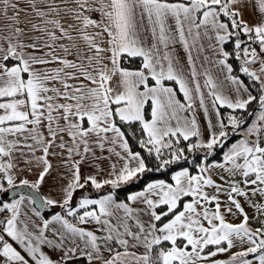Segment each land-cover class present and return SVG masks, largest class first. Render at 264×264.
Wrapping results in <instances>:
<instances>
[{
    "label": "snow or ice",
    "instance_id": "1",
    "mask_svg": "<svg viewBox=\"0 0 264 264\" xmlns=\"http://www.w3.org/2000/svg\"><path fill=\"white\" fill-rule=\"evenodd\" d=\"M248 2L25 0L30 9L26 11L15 0H0V16L8 21L0 26V193L21 187L31 190L27 195L19 194V198L10 202L0 199V213H9L0 219V264H68L78 258L77 252L87 258L88 264H92L93 260H99L101 264H201L208 257L230 250L234 246V239L251 246L236 252L228 260H213L211 264H253V260L247 258L250 254L258 264H264V228L252 231L247 227L248 216L233 196L247 197V191L240 187L241 181H231L230 189H223L211 177L203 175L208 171L206 166H201L200 175H191L185 168L175 174L174 184L157 181L149 183L143 191L129 195L128 201H139L146 206L149 215L147 224L139 218L140 209L131 207L127 202H117L112 193L100 199L82 198L78 207L71 206L75 191L88 183L96 189L104 185L115 188L146 171L144 158L130 149L117 118L122 122L142 123L146 138L140 143L150 154L154 152L160 157L162 149L170 150L172 159H163L162 165L182 158L184 149L178 147L181 137L187 141L192 136H200L195 118L190 124L185 121L181 125L178 112L186 105L176 98V90L165 83L173 81L179 84V91L183 93L188 108L193 104V91L199 94L203 105L204 94L199 80L195 79L199 73L192 63L186 33L192 35L193 43L201 36L202 28L204 35H208L209 30L213 31L214 36H209V39L214 38L219 45L235 37V55L238 59L243 57L239 71L254 82H259L264 93V80L249 67L259 64L260 72L264 73V19L249 23L243 18V8ZM256 5L259 12L264 14V0H256ZM22 12L24 19H21ZM97 12L100 19L93 16ZM221 17L226 20H221ZM145 20L154 40L151 46H145L140 36ZM169 20L174 22L179 41L189 50L190 74L194 78L191 87L167 51L169 44L174 42L171 34L173 25L169 24ZM241 33L247 35L249 41L258 43L260 52L250 44L242 48L245 42L240 40ZM160 45L165 49L162 56ZM218 55L223 58L217 63L226 67L229 73L227 79L234 85L235 99L219 92L218 85L206 71L204 83L210 89L217 114L220 106L245 110L257 99L262 109L258 122L248 128L247 136L225 153L224 160L231 165L227 171L233 176L239 172L245 185L257 186L252 188L253 195L257 192L264 195V187H259L264 185V94L257 98L249 92L244 98L241 92H248V87L238 76L231 75L233 68L227 63L231 53L220 48ZM135 58H140L139 67L124 65V60ZM53 64L56 66L49 67ZM149 104L150 120L145 119L144 115L145 106ZM60 119L64 120L63 125L59 123ZM173 119H176L175 127L171 123ZM44 120H47L50 139L40 131ZM241 123V117L230 114L227 123L218 120V133L213 132L207 142L201 140L190 144L189 148L211 151L227 138L226 128H239ZM64 135L69 138L67 141L63 139ZM10 136L22 137L24 142L9 139ZM248 136L255 138L249 140ZM57 137H60L58 147L66 149L68 154L63 164L70 166L71 171L62 202L39 194L45 177L52 169L48 160L49 149ZM29 139L33 143H26ZM106 145L111 147L106 149ZM117 146L123 150V155L115 151ZM23 148L33 154L37 165H42V171L35 181L25 178L17 184L13 171L17 165L13 154L16 151L22 153ZM94 149L115 154L123 164L119 170L116 164L111 165L110 179L100 181L90 175L81 183L80 164L89 153L95 156ZM36 151H41L43 155L36 157ZM77 156L79 159H74ZM26 163L31 164L32 161ZM210 185L215 186L217 193H228L229 203L244 214L242 223L225 221L220 211L219 196H209L205 191ZM185 198H188L187 201L182 203ZM26 201L30 205L39 203L41 208L59 205L66 215L57 213L45 219L41 211L33 207L34 215L41 222L33 224L34 230L29 231L28 222L20 226L21 217L27 216L23 211ZM213 201L215 209L210 211L206 205ZM162 206L166 210L158 212L157 209ZM253 206L260 211V205ZM226 210L232 212L231 207ZM120 211L123 216L118 215ZM169 214L171 219L157 227V222ZM66 217L77 218L79 224L95 222L100 225L99 231L104 235L79 227ZM113 217L117 221L115 224ZM129 219L135 221L136 231L129 226ZM54 222H59L62 229L58 239H49L46 232ZM52 231L57 232L55 228ZM5 236L22 246V251ZM73 237L83 241V248L75 243ZM130 239L134 241L132 247L142 246L145 251L139 255L130 252ZM66 240L71 241V246H66ZM111 242L117 243L124 251L111 248ZM165 242L170 246L163 247ZM225 244L226 247L222 246ZM41 245L59 248L64 255L54 260L42 250ZM102 245L112 253L111 258L103 257ZM209 246H215V250L205 255V249Z\"/></svg>",
    "mask_w": 264,
    "mask_h": 264
},
{
    "label": "crops",
    "instance_id": "2",
    "mask_svg": "<svg viewBox=\"0 0 264 264\" xmlns=\"http://www.w3.org/2000/svg\"><path fill=\"white\" fill-rule=\"evenodd\" d=\"M15 2L18 3L20 8H23L26 11H30L29 6L25 3V0H15ZM9 14L10 15L12 14L11 9L9 10ZM24 15L25 14L22 12L21 13V19H24ZM93 16L96 19H100V14L98 12L94 13ZM29 18L34 19V17H29ZM243 18L246 21H248L249 23H256L259 20L264 19V14H261L257 8L256 0H249V2L245 5V7L243 8ZM7 23H8V21L5 20L2 16H0V26H3ZM169 24L173 25V32L171 34L174 37V42L169 44L167 51L171 54L175 66L182 71L184 77L189 82V86L191 87V86H193L194 78L190 74L191 63L189 62V59H188L189 50L184 47V45L181 41H179L178 35L175 32L174 22L172 20H169ZM200 32H201V36L196 40L195 43L192 42L193 41L192 35H188L186 33V36L189 40V45H190V49H191V56H192V63L195 64L196 71L199 73L198 77H196L195 79H198L200 84H201V91L204 94L203 105L200 102L199 94L196 93L195 91H193V97H194L193 104H192L191 108H188L187 107V101H186L183 93L179 91V84L176 83V86H177V88H176V87H174V85L172 83H169L167 81L165 83L167 86H171L176 90V98L179 99L181 101V103H184L186 105L185 109L178 112V117L180 118L181 125H183L185 123V121H187L190 124L191 120L193 118H195L199 132L209 134L208 138H210V136L213 132L218 133L220 131L218 120H221L222 117H221V113H220V108H219L218 114H217L216 110L214 109V106L212 104V96L210 95V89L204 83V81L206 79L204 73L207 71L212 76V78L214 79V81L218 85L217 90L219 92H221L223 95H226V96H229V97H232L233 99H235V91H234V85H232L231 82L227 79V76L229 75V73L227 72L226 67H222L217 63V61L219 59L223 58L221 55H218V49L222 48L224 50V46L219 45L218 42L214 38L209 39V36H214L213 31L209 30L208 35H204V29L202 28L200 30ZM140 36H141V39H142L145 46H151V44L154 43V40L151 36V32L149 30V26H148L146 20L141 25ZM164 52H165V49L163 48L162 45H160V55L162 56L164 54ZM262 58H264V57H262ZM227 63H228V61H227ZM55 66L56 65L53 64V65H50L49 67H55ZM252 66L259 68V64H253ZM38 67H42V66H38ZM231 75H233V73H231ZM26 78H27V76H25V79ZM178 92H180V94ZM249 92H250L249 89H248V92H244L242 90L241 95L244 98H247V95ZM60 102H63V101H60ZM205 106L207 107V111H205ZM220 107H222V106H220ZM150 108H151V106H150ZM145 109H146V106H145ZM261 111H262V109L260 110L257 117L254 119L253 124H256L258 122V117L261 114ZM0 114H2V111H0ZM53 115H57V113H53ZM144 115H145V111H144ZM150 119H151V116L148 118V120H150ZM59 123L61 125H63L64 120L60 119ZM171 123H172V126L175 127L176 126V119H173L171 121ZM46 125H47V120H44L42 122V124L40 125V131L43 133L45 138L50 139ZM28 127H31V125H29ZM53 127H55V124H53ZM25 135H27V133H25ZM254 138H255L254 136H248L249 140H252ZM9 139H20L22 142H24L22 137L10 136ZM63 139L67 141L69 138L66 135H64ZM242 139H243V137L238 139L237 141L233 142L232 144H230L226 148L222 161H214V162L203 164L202 166H206L208 169V171L206 173H204L203 175H205L206 177H211V179L215 182V184L220 185L223 189H230V187H231L230 182L231 181H241L240 187L243 188L245 191H247V193H248L247 197H245L243 195H235V194H233V196L236 200L239 201L240 205L244 209V213H246L248 216L247 227H249V229H251L252 231H255L257 229L264 228V195H261L259 192H257L255 195H253L252 188L257 187V186L245 185L242 182V177L239 174V172H237L235 176L231 175L227 171V167H230L231 165L227 164L224 160L225 153L229 152V150L231 149L233 144L238 143ZM208 140L209 139H207V141ZM26 143H33V141L31 139H29L28 141H26ZM59 143H60V137H57L55 144L49 150H50L51 154L53 151H55L56 156H58L59 158L61 157L62 159L65 160L67 158V155H68L67 150L66 149H60L58 147ZM37 147H39V146L37 145ZM59 152H60V154H59ZM23 153H25V157H24L25 161L27 160V158L29 156L32 157V163L31 164L28 163L26 168L30 167V169H32V168L36 167L38 171L42 170V168H41L42 165L41 166L37 165L35 157L27 148H23L22 153L20 151H16L17 159L19 158L21 160V163L19 164V166L21 168H23V166H24V162L21 158ZM40 153H42V152L38 151L37 154L35 153V156L37 157V155ZM107 155H109L111 157L108 159H114V157H113L114 154L109 153ZM104 158H105V156H104ZM74 159L78 160L79 157L78 156L74 157ZM48 160H50V156L48 157ZM86 160H90V155L84 161H86ZM62 162H63V160H62ZM240 162L242 163L243 161L241 160ZM59 164H61V163H59ZM219 165H225V167H220ZM61 166H64V165H61ZM85 166L86 165L83 162L80 164L81 169H84ZM183 169H185V168H183ZM183 169H179V170L175 171L171 177V180H169V181H167V180H153L149 183H154L157 181H164L166 184H174L175 181L173 178H174L175 174L177 172L183 170ZM200 169H199V171H197L195 173H192L189 169L188 170H189L191 175H200L201 174ZM13 171H15V169ZM63 171L65 172L64 176H61V177L56 176V177H52V178L55 181L58 179L70 180L71 179V177H69V175H71L70 166L69 167L64 166ZM53 172H54V170L50 171V175ZM101 173H102V170H101ZM14 174L16 175V172H14ZM35 175H37V174L34 173L32 176H30L31 181L36 180V179H33V176H35ZM18 180H21V179L19 178L18 175H16V181H18ZM149 183H147V185ZM5 186L7 187V185H5ZM145 187L142 190L134 191L132 193L143 191L145 189ZM259 187H264V185H261ZM21 188H23V187H21ZM43 190L44 189H42V190L39 189V192L42 194L41 196H43V192H44ZM205 191L209 194V196H211V195H218L219 196V201L221 204L220 211L224 215L226 222L231 223V224H240L243 222L244 214H242L238 209H236L234 204L229 203L228 193L226 191H220L219 193H217L215 186H212V185L207 186L205 188ZM132 193H130L129 195H131ZM19 194L27 195L28 193H26L25 191H23L21 193L17 192V193H14L13 195L11 193H8V197H5L2 193H0V199L7 201V202H10L14 198H19ZM108 194H110V193H107V194H104L101 196H97V197H91L90 194H88V195L86 194V195H83L82 198L100 199L103 196L108 195ZM114 199L117 202H120V200L116 199L115 195H114ZM187 199L188 198H185V200L182 201V203L186 202ZM73 202H75V201H73ZM123 202L129 203L130 206L133 208L140 209L141 211L138 214L139 218L141 219V221H143V222H145V224H147V222L149 220V215L146 211V206L142 202H139V201L138 202L123 201ZM77 203L79 205V201H77ZM256 204L261 206L260 211H258L253 206ZM78 205L76 207H78ZM57 206H59V205H57ZM206 206L208 207V209L210 211H213L215 209V202L213 201L211 203H208ZM33 207L36 208L35 205H30L26 201L23 211L27 213V216L21 217V225L20 226H23L24 222H28L29 223V231L34 230L33 224H39L41 222L40 218H37L34 215V212L32 211ZM95 207L98 209V206H95ZM228 207L232 208V212H230V213L227 212L226 209ZM36 210L41 211L37 208H36ZM88 210H91V208H89ZM165 210H166V208H164L163 206L161 208L157 209L158 212H162ZM82 211H83V209H82ZM118 215L123 216V212L120 211L118 213ZM42 216L45 219L51 218V217L50 218L46 217L43 213H42ZM168 219H171V214H169L168 218H166L164 221H162V223L160 225L157 224V227H160L163 223L167 222ZM112 222L114 224L117 223L115 217L112 218ZM72 223L77 224V226L83 227L86 230H91V231L95 232L97 235H100V236L104 235L103 232L99 231L100 225H97L95 222H90L87 224H79L77 221V222H72ZM128 224L131 227L132 231L137 230L135 227V221L133 219H129ZM205 226H207L206 222H205ZM53 228H55L57 230L56 233H53V231H52ZM61 229H62V226L59 224V222H54L52 225H50V228L46 232V235L49 237V239H58V234H59V231ZM122 230H123V228L121 227V231ZM72 239L75 240L76 244H79L80 247L83 248V241L81 239H78L75 237H73ZM9 242L13 243L14 247H17L18 250L22 251V246H19L16 242L11 241L10 238H9ZM133 243H134V241H132L130 239V245H129V249H128L130 252H135L136 254L139 255L145 251L142 246L132 247ZM178 243H182V242L178 241ZM65 244H66V246H71V241L66 240ZM222 246L226 247V244L222 245ZM250 246L251 245L248 244L247 242L241 243L239 239H234V246L230 250H228L224 253H218L214 257H208L206 260L202 261L201 264H211V262L213 260H228L236 252L243 251L247 247H250ZM110 247L113 248L114 250H118L121 252L124 251V249L122 247H120L115 242H111ZM41 248L44 252H46L54 260L59 259L61 256L64 255V252L61 249L55 248L51 245H41ZM214 250H215V246H209L208 248L205 249L204 254L207 255L208 252L214 251ZM22 254H23V252H22ZM102 255L104 258L107 259V258H111L112 253L107 251V249L102 245ZM77 257H82V256H80L79 252H77ZM247 258L252 259L253 264H258V261L255 260L253 255H249V257H247Z\"/></svg>",
    "mask_w": 264,
    "mask_h": 264
},
{
    "label": "trees",
    "instance_id": "3",
    "mask_svg": "<svg viewBox=\"0 0 264 264\" xmlns=\"http://www.w3.org/2000/svg\"><path fill=\"white\" fill-rule=\"evenodd\" d=\"M222 20H226V18L221 17ZM231 27V26H230ZM240 40L245 42L242 43V48L245 46H248L249 44L251 47L256 48L257 52H260V48L258 43H254L252 41L248 40L247 35L241 33ZM234 41L235 37L230 39L229 41L225 42L223 44L224 50L231 53V55L227 58V61L230 65H232L233 68V75L238 76L245 85H247L251 95L255 97H259L261 94H264L261 92L260 84L259 82H254L250 77L245 76L244 73L239 71V68L241 64L243 63V57L237 58L235 55V48H234ZM11 63V61L9 62ZM124 65L131 68H136L140 66V58H135L131 61L124 60ZM169 83H172L174 87L177 88L176 82L173 81H167ZM180 94V92H178ZM261 110V106L259 104V100H254L252 103H250L245 110H232L227 108L226 106L220 107V113L222 119L227 123V118L230 114L236 115L238 117L242 118V123L239 128H233L232 126H229L226 128V131L228 132L227 138H224L221 140V142L214 147L211 151L207 150L206 148H197V149H190V144H195L200 142L199 137L192 136L189 138V140L185 141L181 137L179 139L178 147L183 148L184 152L182 153V158L178 161H175L168 165H162L161 161L163 159H172V156L170 154V150L168 149H162V154L160 157H157L155 153H149L147 151V148H145L140 141L146 138V132L143 131V125L141 122H122L119 121L117 118L118 126L121 128V130L125 134V138L129 144L130 149L133 152H139L140 155L144 158L145 164H146V171L142 174H138V177L135 178L133 181L124 184L123 186L119 187H113V186H106L103 189H100L99 191L91 193V197H97L101 196L107 193H113L117 200L120 201H128L127 197L130 193L138 190H142L147 183L153 181V180H171V177L173 173L179 169L187 168L192 173H195L199 171L201 166L205 163H210L214 161H222L223 155L226 150V148L232 144L233 142L240 139L243 135L242 130L251 126L254 118L257 113H259ZM151 116V108L150 104L146 106L145 109V119H148ZM175 141V138H173ZM78 205L77 201L71 203L72 207H76ZM41 212L48 218L52 217L53 215L59 213L62 215H66L65 210L60 206H52V207H45L41 210ZM82 212V210H80ZM71 222H77V218L75 217H67ZM166 218L162 219L157 224L160 225L162 221H164ZM163 247L167 248L170 246L168 242H165ZM251 255V254H250Z\"/></svg>",
    "mask_w": 264,
    "mask_h": 264
},
{
    "label": "rangeland",
    "instance_id": "4",
    "mask_svg": "<svg viewBox=\"0 0 264 264\" xmlns=\"http://www.w3.org/2000/svg\"><path fill=\"white\" fill-rule=\"evenodd\" d=\"M249 67H250L251 70L256 71L257 74L260 75L261 80H264V73H261L258 67H254L252 65H250ZM258 114L259 113L256 114L255 118L257 117ZM253 123H254V121H253ZM253 123H252V125H253ZM251 126H249V127H247V128H245V129L242 130V133H243L242 137H243V139L247 136V130ZM109 135L111 136V134H109ZM208 135L209 134H207V133H200L199 140L200 141L202 140L203 142H206L207 139H209L208 138ZM108 147H111V145H106V149ZM94 151H95V156H93L91 153H89L88 156L90 155V160H86V161L83 162L86 165L84 167V169H81L80 168L81 183H83L84 182V179L87 176H90V175L91 176H96L97 180H100V181H102L104 179H110V178H112L110 176V173L112 171L111 165L112 164H116V168H117V170H119V168L123 164V161L120 160V158L117 157L115 154L113 156L114 159H108V158H111V157L109 155H107V154L110 153L107 150L101 152L100 149H94ZM115 151L116 152H120L123 155V150L121 148H119V146H117L115 148ZM37 152L38 151H36V154H37ZM49 152H50V150H49ZM52 153H55V154L53 155L50 152V154H49L50 160L49 161L52 164L51 171L54 170V172L51 175L49 174V175H47L45 177V182L41 185L40 190L44 189L43 190L44 191L43 192V196L45 195L46 197H50L52 199H55L57 201H61L62 202V199H63V196H64V188L66 187L67 183L70 180H61V179H58V180L55 181L52 178V177H56V176L61 177V176H64L65 175V172L63 171L64 166H61V165H64L63 162H62V160L64 161V159H62L61 157L59 158L58 156H56V152L55 151H53ZM59 154H60V152H59ZM42 155H43V153H40V154L37 155V157L38 156H42ZM104 156H105V158H104ZM24 157H25V153H23L22 154V157H21L22 160H23V162H24V166H23V168H21L19 166V164L21 163V160L19 158L17 159V154H16V152H14L13 159H14V162L16 163V165H17V167L15 168V171L14 172H16V175H18L20 179L27 178L29 181H31L30 180V176H32L35 173L37 175L33 176V179H37V177L39 175V172L42 171V170L38 171L36 167L35 168H32V169H30V167L26 168L27 165H28V163H26V161H32V157L29 156L26 161H25V158ZM96 157H100V159H96ZM59 163H61V164H59ZM134 163L135 162H133V164ZM101 170H102V173H101ZM69 177H71V175H69ZM134 179H132L131 181H133ZM19 181L20 180L16 181V183L19 184ZM131 181H128L126 183H129ZM126 183H121L120 186H123ZM106 186H108V185H104L100 189H103ZM109 186H112V185H109ZM100 189H96L91 183H88V184L85 185L84 188L77 189L75 191L71 203H73V201H80V199L83 197V195L91 194L93 192L99 191ZM8 193H10V191ZM8 193H2V194L5 197H8ZM48 207H52V206H48Z\"/></svg>",
    "mask_w": 264,
    "mask_h": 264
},
{
    "label": "built area",
    "instance_id": "5",
    "mask_svg": "<svg viewBox=\"0 0 264 264\" xmlns=\"http://www.w3.org/2000/svg\"><path fill=\"white\" fill-rule=\"evenodd\" d=\"M8 212L0 213V219L3 217L8 216ZM5 239L9 240L7 236H5ZM68 264H88L87 258L86 257H78L77 259H74L72 261H69ZM92 264H101V261L99 260H93Z\"/></svg>",
    "mask_w": 264,
    "mask_h": 264
},
{
    "label": "water",
    "instance_id": "6",
    "mask_svg": "<svg viewBox=\"0 0 264 264\" xmlns=\"http://www.w3.org/2000/svg\"><path fill=\"white\" fill-rule=\"evenodd\" d=\"M23 191H25L26 193H29V191H31V190H26L24 187L23 188H19V189H16V190H11L10 191V193L13 195L14 193H21V192H23ZM40 194V193H39ZM41 195V194H40ZM36 208L37 209H39V210H42L43 208H41L40 206H39V203H37L36 205Z\"/></svg>",
    "mask_w": 264,
    "mask_h": 264
}]
</instances>
